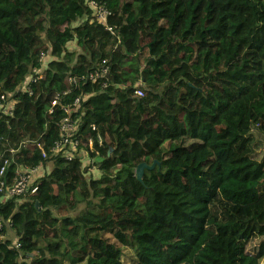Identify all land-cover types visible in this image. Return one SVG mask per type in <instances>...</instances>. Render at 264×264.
Masks as SVG:
<instances>
[{
    "label": "trees",
    "instance_id": "16d2710c",
    "mask_svg": "<svg viewBox=\"0 0 264 264\" xmlns=\"http://www.w3.org/2000/svg\"><path fill=\"white\" fill-rule=\"evenodd\" d=\"M9 93L0 169L44 172L32 196L0 192L20 244L2 229L0 264H263L264 0H0ZM84 96L82 154L56 155Z\"/></svg>",
    "mask_w": 264,
    "mask_h": 264
},
{
    "label": "built area",
    "instance_id": "2783aa9c",
    "mask_svg": "<svg viewBox=\"0 0 264 264\" xmlns=\"http://www.w3.org/2000/svg\"><path fill=\"white\" fill-rule=\"evenodd\" d=\"M93 5L98 10L97 17L99 23L106 25L109 12L98 7L95 2H93ZM41 58L44 61L50 57H48L46 54H42ZM108 74L109 68L106 65V61H104L101 69L90 73L88 76H85L83 80L85 82H91L93 84H96L99 79L106 78ZM42 78V70L35 69L33 73L27 77L26 81L22 84L20 88H18L17 91L32 94L30 85ZM144 95V90L141 89V87L136 90V96L144 97ZM87 98L88 96H84L82 99L77 98L74 102V109H65L67 116L60 123L59 140L55 143L51 150L54 154H61L68 159L74 158L76 154H82V151H79L81 146V140L78 136L80 129V120L73 119L72 113L74 110H77L82 101L86 100ZM56 104L57 101L55 100L53 102V105L55 106ZM15 106L16 101L13 99V95L11 93L2 94L0 96V118L2 115L12 116L15 110ZM92 146V143H90V147ZM38 147L42 148L40 145H38ZM7 165L8 160L5 161V164L0 169V192L3 194V199L6 200L14 197L26 198L27 196H32L36 194V192L38 191L37 182L44 172V166L40 165L33 169L20 168L14 180L11 183L7 184ZM12 227L13 225L10 220H0V231L4 228L12 229ZM14 244L17 248L20 247L18 240H16Z\"/></svg>",
    "mask_w": 264,
    "mask_h": 264
},
{
    "label": "water",
    "instance_id": "95a60500",
    "mask_svg": "<svg viewBox=\"0 0 264 264\" xmlns=\"http://www.w3.org/2000/svg\"><path fill=\"white\" fill-rule=\"evenodd\" d=\"M99 158L95 159L96 163H100V161L98 160ZM158 162L155 161L151 166H149L146 163H142L138 166V168L136 169V177L137 179L141 182L143 181V177H144V173L146 170H153L156 167V164ZM38 206V205H37Z\"/></svg>",
    "mask_w": 264,
    "mask_h": 264
},
{
    "label": "rangeland",
    "instance_id": "374dc122",
    "mask_svg": "<svg viewBox=\"0 0 264 264\" xmlns=\"http://www.w3.org/2000/svg\"><path fill=\"white\" fill-rule=\"evenodd\" d=\"M72 48H73V49H74V48L78 49V47H75V45L72 46ZM49 167H50V169H51V164H49ZM95 170H96V171H95ZM90 171L98 172V171H97V168H92V169H90ZM6 239H11L12 241H16V240H18V238H17V236H16V233H15V231H14L13 229H7ZM126 253H127V254H130V251H126ZM263 264H264V261H263Z\"/></svg>",
    "mask_w": 264,
    "mask_h": 264
},
{
    "label": "crops",
    "instance_id": "0c3cea01",
    "mask_svg": "<svg viewBox=\"0 0 264 264\" xmlns=\"http://www.w3.org/2000/svg\"><path fill=\"white\" fill-rule=\"evenodd\" d=\"M72 44L76 46V43H72Z\"/></svg>",
    "mask_w": 264,
    "mask_h": 264
}]
</instances>
